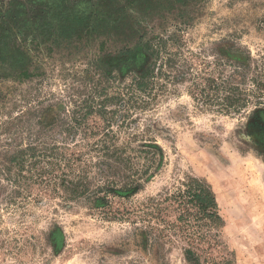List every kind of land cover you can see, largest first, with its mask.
Returning a JSON list of instances; mask_svg holds the SVG:
<instances>
[{
	"label": "rangeland",
	"instance_id": "374dc122",
	"mask_svg": "<svg viewBox=\"0 0 264 264\" xmlns=\"http://www.w3.org/2000/svg\"><path fill=\"white\" fill-rule=\"evenodd\" d=\"M121 2L56 44L0 19V264H264V0Z\"/></svg>",
	"mask_w": 264,
	"mask_h": 264
},
{
	"label": "trees",
	"instance_id": "16d2710c",
	"mask_svg": "<svg viewBox=\"0 0 264 264\" xmlns=\"http://www.w3.org/2000/svg\"><path fill=\"white\" fill-rule=\"evenodd\" d=\"M122 3L121 0H9L8 2L3 0L2 7H0V19L5 26V23L14 26L17 24L16 18L23 19L32 15L33 31L47 38V40H53L56 44L61 41H72L84 30L102 27L104 23L109 22L107 19L116 14L120 8L125 9ZM8 28L11 27L8 26ZM6 33L7 36H12V28L6 30ZM232 50L230 49L227 53L229 59L247 64L248 57ZM9 52L7 48L2 49L0 59H3L4 62L10 60L11 58L7 57L10 54ZM123 52L135 54L136 67L142 65L143 57L136 49L124 47L120 53ZM144 61H146L145 58ZM142 70L143 72L140 73L138 81L140 87L143 86L144 83L142 84V82H145L150 73L149 69L142 68ZM122 190H116L115 193L127 197L136 190V187L130 184ZM185 195L186 199H184ZM185 195L181 198L184 201L187 200L185 203L190 208L188 211L189 217L193 216L198 223H205L209 227L222 222L218 212L216 195L210 185L199 180H193ZM190 210H192V213H190ZM186 255L192 263L198 264V255L194 251L187 250Z\"/></svg>",
	"mask_w": 264,
	"mask_h": 264
},
{
	"label": "flooded vegetation",
	"instance_id": "af4514ba",
	"mask_svg": "<svg viewBox=\"0 0 264 264\" xmlns=\"http://www.w3.org/2000/svg\"><path fill=\"white\" fill-rule=\"evenodd\" d=\"M262 134L264 135V132H262ZM262 138H264V136H262ZM260 140V139H259ZM260 144L262 145V146H264V139H261L260 141Z\"/></svg>",
	"mask_w": 264,
	"mask_h": 264
}]
</instances>
